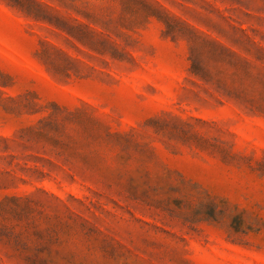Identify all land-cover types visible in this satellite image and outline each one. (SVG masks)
Returning <instances> with one entry per match:
<instances>
[{
	"label": "rangeland",
	"instance_id": "1",
	"mask_svg": "<svg viewBox=\"0 0 264 264\" xmlns=\"http://www.w3.org/2000/svg\"><path fill=\"white\" fill-rule=\"evenodd\" d=\"M0 264H264V0H0Z\"/></svg>",
	"mask_w": 264,
	"mask_h": 264
}]
</instances>
